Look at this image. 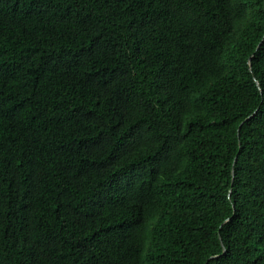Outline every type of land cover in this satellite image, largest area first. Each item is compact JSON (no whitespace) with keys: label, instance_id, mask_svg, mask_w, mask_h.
Masks as SVG:
<instances>
[{"label":"trees","instance_id":"16d2710c","mask_svg":"<svg viewBox=\"0 0 264 264\" xmlns=\"http://www.w3.org/2000/svg\"><path fill=\"white\" fill-rule=\"evenodd\" d=\"M0 264H264V0H0Z\"/></svg>","mask_w":264,"mask_h":264},{"label":"water","instance_id":"95a60500","mask_svg":"<svg viewBox=\"0 0 264 264\" xmlns=\"http://www.w3.org/2000/svg\"><path fill=\"white\" fill-rule=\"evenodd\" d=\"M248 118V117H247ZM232 175H233V171H232ZM230 193V192H229ZM222 246H223V244H222Z\"/></svg>","mask_w":264,"mask_h":264}]
</instances>
